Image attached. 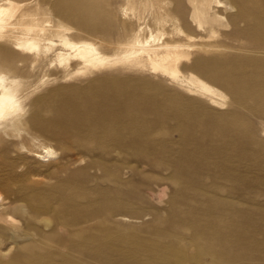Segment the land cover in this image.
Masks as SVG:
<instances>
[{
  "label": "rangeland",
  "instance_id": "rangeland-1",
  "mask_svg": "<svg viewBox=\"0 0 264 264\" xmlns=\"http://www.w3.org/2000/svg\"><path fill=\"white\" fill-rule=\"evenodd\" d=\"M11 1L107 55L154 29L161 2L193 39L164 31L198 48L178 80L120 65L69 78L53 54L36 68L12 59L22 111L0 134V212L21 236L0 232V264H264V0H194L210 4L203 31L193 0ZM190 75L221 105L188 93ZM44 147L55 154L42 163Z\"/></svg>",
  "mask_w": 264,
  "mask_h": 264
},
{
  "label": "bare ground",
  "instance_id": "bare-ground-1",
  "mask_svg": "<svg viewBox=\"0 0 264 264\" xmlns=\"http://www.w3.org/2000/svg\"><path fill=\"white\" fill-rule=\"evenodd\" d=\"M194 2V0L191 1L193 5L191 18L197 24V29L203 31V25L208 24L205 16L208 14L210 4L206 1L198 6ZM213 2L215 8H225V4L221 0H213ZM0 3V134L11 127L18 129L17 127L21 123L19 116L22 111V87L17 84L14 76L18 69L12 62L13 58H17L18 61L20 59V62L29 58L31 59V68H36L42 60L53 54L51 65L56 64L58 69L66 73L65 77L69 78L70 76H85L101 68L107 69L120 65L123 68L148 70L172 80H178L180 70L189 63L191 51L198 48L194 43L189 45L175 44L172 40L174 33L168 34L164 31L166 26H171L172 31L177 32V36H184L189 41L193 39L181 31V24L186 23L180 21L181 19L173 18L171 12L167 11L166 6L162 5L161 2H156L154 5V14L157 16L155 28L152 29L147 25L144 28L141 27L142 25L139 26L127 38L124 45H122L123 43L117 45L111 55L103 52L100 42L72 40L68 35L73 33V29L60 22L51 27V23L44 20L46 10L41 9L39 5L32 9L23 5L22 7L18 4L14 5L11 0H0ZM126 3L133 8L136 5L141 6L139 0H126ZM133 8L131 11L134 10ZM212 21L215 22V20ZM211 24L209 26L212 28ZM48 27L52 29H48ZM54 37L57 42L53 40ZM8 43L12 44V48L6 45ZM20 52L30 57H24ZM196 61L197 58L191 63L193 69L197 65ZM213 62L220 64L219 61ZM194 74L197 75V71ZM187 81L196 88L192 89L186 85H181L188 93L204 97L213 105H221L219 102L224 101L223 95L217 93L198 78L190 75ZM42 151L41 155H36V158L42 163L52 159L55 154L49 147H44ZM1 215L0 212V232L8 233L11 239H17L21 236L19 221L10 215H5L4 218Z\"/></svg>",
  "mask_w": 264,
  "mask_h": 264
}]
</instances>
